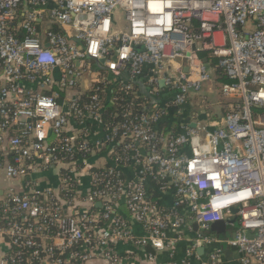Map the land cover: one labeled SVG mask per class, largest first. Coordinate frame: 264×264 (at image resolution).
<instances>
[{"label":"built area","instance_id":"built-area-1","mask_svg":"<svg viewBox=\"0 0 264 264\" xmlns=\"http://www.w3.org/2000/svg\"><path fill=\"white\" fill-rule=\"evenodd\" d=\"M99 59L114 75L128 72V90L149 66L148 85L162 81L174 91L165 108L182 119L178 131L158 130L167 117L163 108L128 109L120 125L109 126L97 95L79 106V89ZM216 68L231 80L218 88L231 100L219 117L205 106L200 114L193 108L204 102L196 95ZM187 106L198 119L183 122ZM93 126L117 150L103 173L89 171L82 193L86 168L77 165L85 164L82 153L101 145L92 142ZM51 134L60 148L47 144ZM53 166L68 169L57 192L27 183L0 202V234L9 246L1 264H127L113 249L117 243L172 257L169 232L183 225L181 210L199 233L168 264H222L220 247L205 260L194 253L220 244L240 253L241 264H264V0H0V168L22 179ZM126 166L133 179L121 176ZM152 181L159 193L173 192L174 210L148 199L145 186ZM70 187L77 197L63 200L60 190ZM120 203L129 218L115 213ZM221 220L232 230L211 232ZM131 222L142 227V237L132 233Z\"/></svg>","mask_w":264,"mask_h":264},{"label":"crops","instance_id":"crops-1","mask_svg":"<svg viewBox=\"0 0 264 264\" xmlns=\"http://www.w3.org/2000/svg\"><path fill=\"white\" fill-rule=\"evenodd\" d=\"M91 71H92L91 72L92 74L89 73L87 75L82 88H80L82 91L88 89L92 81L97 80L99 77L98 69L93 64H91ZM150 77H151L150 67L145 66L139 78L140 80H142L143 84L148 85V79ZM118 81H119L118 79L114 78V80L112 81V84L110 83L109 84L110 86H108L105 89L106 92L104 96V101L110 100V91H111L110 89L112 86L116 85ZM212 85L213 84L211 83L205 87V91L207 92V94L213 91ZM149 87L151 89L149 90V95H159L160 96L159 98H162V100L160 101L161 104L152 105L145 110H148V109L155 110L157 108L166 109L164 105L167 104L169 98L171 99V95L174 93V91L171 90L166 85H164L162 81H159L155 85V87H152V86H149ZM134 93L138 94L137 91H134ZM218 97L220 99H223V101L230 100L228 97H223L219 94H218ZM197 98H198V95H196V99ZM211 98L213 99L212 96ZM219 98H217V101H219ZM213 101L215 100L213 99ZM163 102L165 104H163ZM182 117H183V122L196 120V119L191 118L189 114L188 115L184 114ZM215 117H217V115H215ZM166 119L167 117H164L161 121H164ZM77 126L78 124H76L75 120L72 119L69 124L68 132L74 135L76 133L75 128ZM105 134L106 132H104L101 128L93 126L92 142L99 141L101 145L99 146L100 148L98 150L94 149L93 153L92 152L90 153L91 156L86 159L85 164L81 163L86 168L85 170L81 171L82 172L81 173L82 174V177H81V180H82L81 192L82 193L86 192V189L88 188L90 184L89 171L91 167H107V166L114 164L113 155H115V151L117 149H114L115 144L104 142ZM113 139H115V141L118 140V138H114V136H113ZM102 141L104 143H102ZM113 149H114V152H113ZM77 166H79V164ZM62 171H63V166H53V167H49L48 169L40 173L39 172L34 173L22 179H10L9 177L6 176L4 170L0 168V202L4 198H6V196H8L10 193L22 191L24 184H27V183L31 184V186L29 187L30 189H37L40 191L49 189V190H53L57 192L62 185L61 184V175L63 174ZM123 172L127 179H133L135 177L132 167H128V166L124 167ZM147 186H149V184ZM160 196H161L159 200L160 207L168 212H171L172 210H174L175 196L173 192L171 190H167L163 193H160ZM180 214L184 218L183 225L173 230H170L169 232V239H173V241H175L172 245L173 247L171 249L172 250L171 252L173 253L172 260L176 262L179 261L183 257V255L185 254V251L190 248L193 240L196 238V236L199 233L198 225L192 220V218L190 217V214L184 210H181ZM195 225H196V228L194 227ZM130 226H131V231L135 236L142 237L144 235L142 227L139 224L131 222ZM226 228L227 229L224 232L229 233L230 230H232V228H230L228 224L226 225ZM8 249H9V246H8L7 239L5 238V236L0 234V262L7 254ZM113 249L117 254L121 255L124 262L127 264H168L170 262V258H172L169 256V252L167 251H156L152 248L153 250V253H152V252H148L145 248L140 249L139 247L130 245L128 243H117L116 245H114ZM212 249L213 247L211 246H202L200 248H197L194 253L201 260H205L208 257L209 253L212 251ZM83 264H108V263L102 259H96V260H89L87 262H84ZM222 264H241V263H240V260L231 258L227 260L225 259V261Z\"/></svg>","mask_w":264,"mask_h":264},{"label":"trees","instance_id":"trees-1","mask_svg":"<svg viewBox=\"0 0 264 264\" xmlns=\"http://www.w3.org/2000/svg\"><path fill=\"white\" fill-rule=\"evenodd\" d=\"M197 22H194V25H196ZM199 56L204 59V58H208V54L205 51H200L199 52ZM91 64H93L95 67H97L98 69V73H99V77L96 80V82L93 83V87L91 89H86V90H81L79 89L80 94L78 95V104L79 106H83L87 103H90L92 101V97L93 95H97L98 96V100H100L101 102L103 101V109H102V114H101V119L102 122L105 125H109V126H118L121 124V122L124 120V112L128 109H130L132 111L133 114H137L140 111H143L147 108H149L152 105H159L161 104V100L159 99V95H149V90L150 87L146 84L142 83V80H140V76H137L136 78H133L131 80L132 83V90H128L123 81H127L129 80V75L128 72L126 70H122L120 71L119 75H114L109 69H107L103 64H100L98 61H92ZM212 64H214V62L212 61ZM211 64V66H212ZM215 78H214V83L217 86H220L221 84L225 83V82H230L231 80L229 78H227L223 72L216 68L215 69ZM117 78H119V80L122 81L118 82L116 85L111 87V91H110V100L109 101H104V96H105V89L110 86L109 84H112V81ZM130 82V80H129ZM134 91H137L138 94H135ZM173 94L171 95L172 98ZM162 99V98H161ZM223 100V99H221ZM170 101V98L168 99V102ZM225 104H229L231 102V100L229 101H224ZM163 104H165L163 102ZM165 106V105H164ZM166 110L167 111V119L161 122L157 123V128L159 131L164 132L165 134H169L170 131L175 133L178 131L179 129V124L182 122V119L180 118V116L176 113V111L171 108L168 107ZM226 111H228V108L225 109V111L223 113H225ZM190 112L189 107H186V115H188ZM220 110L218 112H216V114L212 113V116H215L217 114H220ZM222 115V114H220ZM119 135V133H118ZM78 142L80 143L81 141L78 139ZM47 144L52 146V145H58V147L60 148V144L58 143V141L56 140V137L51 134L48 139H47ZM63 155L66 158H71V157H78L77 154H74L72 156H70L67 153L63 152ZM91 156L90 153H82V158H89ZM11 155H8V157L6 158L8 161L12 160ZM78 169L80 170L81 168L84 167V165L78 163ZM72 166V165H71ZM105 171L104 168L101 167H92L90 169L91 173H103ZM62 175L61 176H66L68 177V169H63L62 171ZM120 174L122 177L125 178V174L122 170H120ZM69 183H73V181H68ZM72 184V185H73ZM159 185H157V183H155L154 181L151 182V184H149V186H145V191L147 194V197L150 201H158L160 200V193L157 191ZM73 188L75 189V187L73 186ZM72 187L70 188H64L60 190V196L63 200H70L72 199L74 196L77 197L76 193H74L72 191L73 189ZM99 207L94 205L91 208V211H95L96 209H98ZM117 215L121 216V217H126L129 218L130 217V213L127 209V206L125 205V203H120L117 206V210L115 212ZM0 222L2 224H5V219L4 216L2 214V212H0ZM145 249L148 252H152V247L150 246H146Z\"/></svg>","mask_w":264,"mask_h":264},{"label":"rangeland","instance_id":"rangeland-1","mask_svg":"<svg viewBox=\"0 0 264 264\" xmlns=\"http://www.w3.org/2000/svg\"><path fill=\"white\" fill-rule=\"evenodd\" d=\"M212 77H214V73H212L211 79H212ZM211 83L213 84L212 85L213 91L209 92L207 94V92L205 91V87L208 84H211ZM218 88H219V86L215 85V83H214V78H213V80L210 83L205 84V86L203 87L202 91L198 95V96H204L205 97L204 102L198 101L197 103H198L199 106L198 107H197V105L193 106V108L199 114L205 112V111H203L204 110V106H205V109L210 112L211 116H212V113L216 114V111H219V110L221 112L220 114H222V115L224 114L223 112L225 111V109H227V104H225V102L218 97V94L221 95L220 92L218 93ZM211 96L213 97V99L215 101H213ZM217 98H219V101H217ZM159 99L162 100L161 98H159ZM211 100H212V102H211ZM220 114H217V117L221 116ZM213 117H215V116H213ZM194 118L198 119L197 117H194Z\"/></svg>","mask_w":264,"mask_h":264},{"label":"water","instance_id":"water-1","mask_svg":"<svg viewBox=\"0 0 264 264\" xmlns=\"http://www.w3.org/2000/svg\"><path fill=\"white\" fill-rule=\"evenodd\" d=\"M194 49V48H193ZM204 61H206L205 59H204ZM98 62L100 63V64H104V59H99L98 60ZM191 125V127H195L196 126V124L195 123H191L190 124ZM232 222V221H231ZM234 222V221H233ZM225 225H226V220H221V221H219V222H213L211 225H210V231L211 232H224L226 229V227H225ZM195 228H196V225L194 226ZM211 247H220L221 248V250L223 251V258L220 260V262L222 263V262H224L225 261V259L227 260V259H231V258H233V259H237V260H240V257H241V254L240 253H237V252H235L232 248H230L227 244H220L219 246H211ZM199 251V250H198ZM200 251H201V249H200ZM199 251V252H200Z\"/></svg>","mask_w":264,"mask_h":264}]
</instances>
